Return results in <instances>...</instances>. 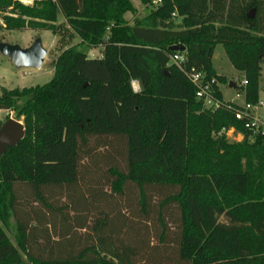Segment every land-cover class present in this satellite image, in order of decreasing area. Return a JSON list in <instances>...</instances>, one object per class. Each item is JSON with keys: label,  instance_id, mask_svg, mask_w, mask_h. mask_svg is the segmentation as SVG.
I'll list each match as a JSON object with an SVG mask.
<instances>
[{"label": "trees", "instance_id": "1", "mask_svg": "<svg viewBox=\"0 0 264 264\" xmlns=\"http://www.w3.org/2000/svg\"><path fill=\"white\" fill-rule=\"evenodd\" d=\"M161 1L131 22V0H0L7 30L57 33L63 15L81 39L49 82L2 88L26 134L0 157V264H264V125L236 118L213 65L221 44L245 101L260 100L264 0ZM178 53L219 107L196 98Z\"/></svg>", "mask_w": 264, "mask_h": 264}, {"label": "rangeland", "instance_id": "2", "mask_svg": "<svg viewBox=\"0 0 264 264\" xmlns=\"http://www.w3.org/2000/svg\"><path fill=\"white\" fill-rule=\"evenodd\" d=\"M132 4L137 8L136 13L128 14L127 18L133 22L137 18L145 16L152 8H154L157 3L154 1L150 5H143L139 0H131ZM179 21V19H177ZM57 25L61 28L57 33L49 30L41 29H23V30H7L2 20V14L0 13V42H7L10 44H18L23 48L30 47L36 38L40 37L43 42L44 48L47 50V55L40 68H17L13 61L4 56L0 52V95L2 93V88L14 89V88H24L36 85H42L49 82L55 72L54 63L61 52L70 46L79 44L81 39L72 31V29L66 24V20L63 15H60L57 20ZM81 50L88 53L90 57L94 54L96 57H101L102 47H98L94 50L88 48L87 46L80 47ZM213 65L217 73L225 76L227 83L220 84V90L223 95L224 101H232L237 104H243L245 100L244 92L239 90L237 87L233 88L229 84L234 81L237 86L242 84L245 76L242 72L236 70L231 63L229 57L223 45H217L214 55H213ZM260 100L264 102V64L262 70V76L260 79ZM261 115V120L264 121V110L259 112ZM14 118L24 123L23 117L18 119L14 111L9 115V119ZM4 121L6 120L3 118ZM227 139L230 142H241L244 136L241 133H235L232 135H227ZM252 139V137L250 138ZM221 220H225L224 217ZM14 222H11V227L4 229L10 239L15 242L14 237ZM27 264H29L27 262Z\"/></svg>", "mask_w": 264, "mask_h": 264}, {"label": "water", "instance_id": "3", "mask_svg": "<svg viewBox=\"0 0 264 264\" xmlns=\"http://www.w3.org/2000/svg\"><path fill=\"white\" fill-rule=\"evenodd\" d=\"M255 10L248 13L249 18H253ZM171 51L184 52L186 47L182 44H176L169 47ZM0 52L10 58L17 68H40L47 55V50L43 46L42 39L36 38L30 47L23 48L18 44L0 42ZM231 87L236 88L237 84L231 81ZM26 134V128L23 122L10 118L0 127V157L11 146L18 144Z\"/></svg>", "mask_w": 264, "mask_h": 264}, {"label": "built area", "instance_id": "4", "mask_svg": "<svg viewBox=\"0 0 264 264\" xmlns=\"http://www.w3.org/2000/svg\"><path fill=\"white\" fill-rule=\"evenodd\" d=\"M24 4L32 5L34 0H22ZM161 0H154V3L160 4ZM93 57H96L92 54ZM103 54H101L102 56ZM185 55L178 53L172 56V62L177 64L187 75L191 83L196 87V98L203 102L205 108H216L220 106V102L213 96L212 82L205 80V75L196 67L185 66ZM240 86H246V80L242 81ZM232 102V101H231ZM241 109L236 113V118L246 121V127L253 133L261 131V125H264V121L261 120L259 112L264 110V102L259 100L257 103H248L244 100V103L240 105ZM11 112L7 110H0V120H3L5 116H9ZM238 132L234 127L223 128L221 134L232 135Z\"/></svg>", "mask_w": 264, "mask_h": 264}, {"label": "clouds", "instance_id": "5", "mask_svg": "<svg viewBox=\"0 0 264 264\" xmlns=\"http://www.w3.org/2000/svg\"><path fill=\"white\" fill-rule=\"evenodd\" d=\"M132 89L134 93H139L141 91V86L138 80H132Z\"/></svg>", "mask_w": 264, "mask_h": 264}, {"label": "crops", "instance_id": "6", "mask_svg": "<svg viewBox=\"0 0 264 264\" xmlns=\"http://www.w3.org/2000/svg\"><path fill=\"white\" fill-rule=\"evenodd\" d=\"M245 76V75H244ZM240 105V104H239Z\"/></svg>", "mask_w": 264, "mask_h": 264}]
</instances>
